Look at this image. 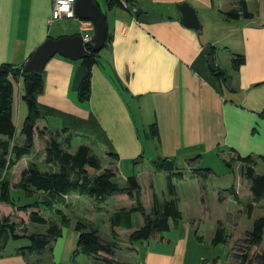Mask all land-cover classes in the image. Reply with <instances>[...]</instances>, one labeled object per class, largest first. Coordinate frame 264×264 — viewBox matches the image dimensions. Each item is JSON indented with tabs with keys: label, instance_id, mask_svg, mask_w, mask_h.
Returning <instances> with one entry per match:
<instances>
[{
	"label": "crops",
	"instance_id": "crops-1",
	"mask_svg": "<svg viewBox=\"0 0 264 264\" xmlns=\"http://www.w3.org/2000/svg\"><path fill=\"white\" fill-rule=\"evenodd\" d=\"M92 1L104 14L107 42L91 68L89 99L84 102L78 99L79 85L87 73L81 60L71 61L55 55L41 71L42 93L35 97L40 116L35 125L36 134L38 130H42V138L47 137L49 132L59 133L60 138L70 136V144H77V147L90 145L94 148L90 143L96 144L93 152L100 155L96 154L101 158L102 169H117L124 163L128 174L134 176L139 184L143 205L142 195H145V189L149 190V206H142L145 213H149L153 206V193L159 203L173 198L167 189L170 177L182 214L181 220L177 225L170 222L167 235L155 233L156 236L154 234L148 241L130 243L131 246L136 242L139 245L132 249L131 259L135 257V261L119 263H233L229 247L224 244L212 245V232L215 234L220 223V228L225 231L228 239L243 236L236 229L238 227L233 218L229 217V212H243L244 206L252 202L253 196L251 182L244 176L246 164L239 161L237 156L250 157L255 173L264 175V13H254L248 0L247 9L253 18L240 17L237 20H227L224 17L225 12L237 8L236 0L229 7L222 0H130L131 5L128 3L127 6L124 2L126 0H121L126 9H107V0ZM261 1L264 4V0ZM182 3L188 4L195 11L200 24L198 31L182 25L181 15L175 7ZM128 6H132V12H155L162 19L155 24H139L133 13L127 10ZM50 13L51 0H0V66L8 64L15 68L23 67L47 39L56 40L63 36L89 32V22L79 20L80 30L75 31V26L69 22L74 19L50 22ZM209 20L216 27L230 28L228 36L239 38L240 46L233 49V40H230V44L224 45L221 50L219 45L222 42L225 44L222 37L204 40L205 21ZM206 45L213 48L212 55L218 54L227 61L226 65L215 63L217 70L224 74L222 79L216 78L207 66L203 51ZM236 55L244 56V63L234 68L232 58ZM22 83V79L16 81V97L19 89L22 90ZM19 115L20 105L18 112V106L13 101L12 118L17 128ZM139 121L141 126L148 127V140L145 136V140L140 141L137 127ZM153 124L157 127L158 138L150 134ZM17 128L14 142L22 144L25 139L21 141V136L17 138ZM62 130L66 132L61 133ZM21 135L24 133L21 132ZM37 138L38 134L33 135V148L36 151L35 142L39 141ZM146 141L151 148L148 161L153 165L151 168L139 165L145 161L143 154ZM72 149L71 146L70 153H73ZM39 156L41 158L30 162L45 171L47 166L43 163L44 152L43 156ZM206 158L216 161L228 159L229 161H224L226 170L237 175L233 178L231 187L223 191L222 198L214 187L202 188L200 179L208 181L214 172L210 168L211 161L204 164ZM23 159L24 157L15 167ZM166 160L172 161L174 168L175 163L182 162L188 172L183 174L173 171L165 174L158 164ZM194 163L198 167L204 165L201 168L208 171H197L193 167ZM259 167H262L260 171ZM98 173L88 169L90 176ZM151 174L153 180L158 177L163 183L166 192L163 191L162 199L157 194ZM188 179L195 181L198 188L192 190V185H187ZM17 182L10 180V185ZM175 183H182L187 189L186 200L183 201L178 194ZM120 186L124 187L125 184ZM36 195L40 196L42 193ZM243 195L246 203L243 202ZM83 197L86 196L76 193L63 197L64 202L59 209L70 223L67 227H62V236L51 244L52 259L48 264L72 263L79 234L77 224L101 230L103 223L109 230L110 236L107 237L110 240L105 241L102 237V241L114 242L110 231V217L123 210L128 211L134 203L133 200L126 199L119 208L113 203L110 209L109 205L112 200L114 202V197L108 198L98 207L92 200L87 201ZM231 199L237 202L238 208L234 209ZM84 202L88 208L82 205ZM255 204L258 215L264 217V199L253 203V208ZM4 205L0 203V210ZM183 206H187V216L184 215ZM99 207L102 209L99 210ZM80 209L82 215L78 213ZM223 211L228 212L227 219L232 224L229 229L223 223ZM100 213L103 214L102 218ZM136 213L130 214L133 230L142 227L144 223L142 219V223L137 225L139 227H135L133 218ZM43 216L48 220L58 219L48 212H44ZM78 220L84 224L78 223ZM24 224L27 228L30 223L25 221ZM216 226L218 227L214 230ZM206 229L212 230L211 234ZM114 232L118 238L117 243L120 244L121 235H126L128 239L131 231L120 226L114 227ZM98 234L101 236V231ZM26 246L10 244L8 248L7 243L0 253V264H34L37 260L41 263L40 255L46 249L39 254L18 251ZM262 249L264 251L262 245L253 247L250 257ZM75 261L77 264L74 257Z\"/></svg>",
	"mask_w": 264,
	"mask_h": 264
},
{
	"label": "trees",
	"instance_id": "trees-1",
	"mask_svg": "<svg viewBox=\"0 0 264 264\" xmlns=\"http://www.w3.org/2000/svg\"><path fill=\"white\" fill-rule=\"evenodd\" d=\"M237 8L229 10L224 13L227 20H237L240 17L244 19H251L253 15L247 9L246 0H236ZM126 6L131 5L130 0L124 1ZM114 7L125 8L121 0H107V9ZM137 18L141 12H131ZM107 42V37L105 44ZM105 44L103 48L105 47ZM86 49L89 52V57L81 60V63L87 68V73L81 81L78 88V99L80 102L87 101L91 92V68L96 64V58L99 54L92 52V45L87 44ZM213 49V48H211ZM244 63V56L236 55L232 58L234 68L239 67ZM216 78L222 79L224 74L220 70L212 72ZM22 79L24 85V100L30 99L28 105V114L25 118V125L27 123L33 126L40 119L35 105V97L42 93L43 82L40 73H25L23 67L15 68L8 64L0 66V203L13 205L17 212L27 213L28 222L30 224H37L45 227L43 234H27L24 222L21 220L18 223L11 222L10 218L3 217L0 219V253L5 248L9 240L26 238L29 245L18 249L19 252L29 251L34 253H41L45 249L51 250V244L62 236V227H67L70 220L64 215L59 206L64 202V196L69 193H76L80 196H86L93 200L96 207L103 204L108 198L117 195H125L129 200H133L135 205L128 211H121L115 213L110 217V231L114 238V242L106 243L100 238L98 231L91 226L76 225L78 231L77 248L73 253L74 257L81 253L99 264H122L112 259L115 244L118 241L115 236L114 227H124L130 230L128 242L148 241L155 233L167 232L170 229V222L177 225L182 218L181 211L178 207V200L175 197V188L171 183L170 177L167 180V189L172 199L159 203L156 195L153 193V206L149 213L145 211L141 204L140 187L134 176L126 178L125 186L113 180L117 176V169H102L100 158L92 151L91 148L85 145H80L73 153H70L71 138L70 136L59 139V133H48V138L44 141V160L43 163L47 166V170L41 171L35 163L27 164L19 174V180L13 186L10 185V177L8 173L20 162V160L30 155L32 149V142L22 144L13 143L16 125L12 118V103L13 98L16 97L15 89L16 83L14 80ZM31 83V92L28 93L25 89V84ZM45 130V129H44ZM23 132V130H22ZM42 130H38V138H42ZM62 130L61 133H65ZM150 134L158 138L157 127L155 124L151 125ZM9 157V158H7ZM112 157V156H111ZM114 158H117L114 155ZM239 161L246 164L244 176L251 182V193L253 202L257 203L264 199V175L255 173L250 157L241 158L237 156ZM88 169L99 172L96 175L90 176ZM201 171H208L201 170ZM199 171V172H201ZM5 173L2 177V173ZM179 175V174H178ZM15 192H12V191ZM18 193L13 196L12 193ZM36 193H42L38 196ZM18 195V196H17ZM34 195H36L34 197ZM24 196L25 204H20V197ZM249 213L253 209L252 204L247 205ZM44 212H48L51 216L58 219H46L43 216ZM140 213L143 216V226L133 230V225L130 221L131 213ZM78 223L83 221L78 220ZM87 225V224H86ZM219 227L216 229L212 239V245L226 244L228 236L225 231ZM22 231L21 234L18 231ZM264 233V217H260L253 222L252 229L243 234L238 240L239 244L245 246L244 253L238 257V251H234L233 247L230 251L234 255L238 264H253L250 251L253 247L261 245ZM111 257L109 259H100V254ZM258 264H264V255L259 254L255 256ZM254 258V259H255ZM113 260V261H112Z\"/></svg>",
	"mask_w": 264,
	"mask_h": 264
},
{
	"label": "rangeland",
	"instance_id": "rangeland-1",
	"mask_svg": "<svg viewBox=\"0 0 264 264\" xmlns=\"http://www.w3.org/2000/svg\"><path fill=\"white\" fill-rule=\"evenodd\" d=\"M103 2V0H100ZM223 4L226 6V7H229V4L231 2H235V0H222ZM248 2H250V5H251V9L254 13H257L259 12L260 14H263L264 13V4L262 3L261 0H248ZM104 9V7H103ZM264 15V14H263ZM262 17H260L261 19ZM72 20V19H71ZM73 24V26H75V31H79L80 30V26H79V20H77L76 18L74 19V21H69ZM209 25H211V27H209ZM231 32V29L230 28H227V27H216L215 24L212 22V21H205V27H204V30H203V39L204 40H207V39H213V38H217V37H222L221 39L222 40H225V44H223V42L219 45L220 49L223 50L224 48V45H228V43L230 44V40H233V49L235 47H239L240 46V40L239 38L237 37H232V36H228L229 33ZM80 34V33H79ZM225 35V36H224ZM213 61L214 63H218V65H226L227 64V61L223 58H221L220 56H214L213 55ZM228 70V68H227ZM14 83H16V80H14ZM24 85L22 84V90L20 91L19 89V94L17 95L16 97V100H14L13 98V101H14V105L16 104V106H18V112H19V105H20V115H19V122H18V128H17V138H19L21 136V141H24L25 137L24 135H21V132L22 130L24 129L25 127V118L27 117V114H28V104H27V101L23 99V96H24ZM14 114H16V109L14 110ZM139 119V117H137ZM36 125V124H35ZM35 125H34V130H33V135H37L36 134V130H35ZM137 127H138V136L140 137V141L142 140H145V136L147 137L149 135L148 133V127L146 125L144 126H141L140 125V121L138 122L137 124ZM51 129H53L52 127H50ZM47 135V134H46ZM46 139L48 138V135L47 137H45ZM45 138H37L39 139V141L35 142V146H37V151L36 149H34V142H32V149H31V153L30 155L28 156H25L24 159L22 160V162L17 166L15 167L12 171H10V173H8L9 177H10V180H12L14 183L16 181H18L19 179V172L26 168L27 164L31 163L30 161L31 160H36L37 158H41V156H39L40 154H42L43 156V152H44V139ZM91 138V137H90ZM59 139H63V138H60V136L58 137V141H61ZM147 140H148V137H147ZM13 143H15L14 141L11 142L10 144L12 145ZM145 143V141L143 142V144ZM94 148H92L90 145L89 147L92 149V151H94V149H96V144L94 143H90ZM72 146V152H74L77 148V144L74 145L71 144ZM145 146V153L143 154L144 156V159L145 161L139 165L141 166H147L148 168H151V165L150 163H148L149 161V157H150V154H151V148H150V145L148 143V141H146V144L144 145ZM35 156V158H33V156ZM95 154H97L95 152ZM98 156H100L99 154H97ZM32 156V157H31ZM9 158V157H7ZM33 158V159H31ZM100 158V157H99ZM195 158V157H194ZM27 160H29V162H27ZM101 160V158H100ZM228 159H225V158H221L220 161H216L212 158H209V159H204V164H206L208 161H211L212 162V166L210 167L214 172H213V175L208 179V181H203V179H200V183L202 185V188H211V187H214V189H216L220 194H221V198L223 197V191L224 190H228L232 183H233V178L235 179V177L237 176L235 173H231V172H228L225 168V164H224V161H227ZM194 161V159H193ZM229 161V160H228ZM124 163L122 165L119 166V168H117V171H116V174L117 176L113 178V180L115 182H117L118 184H121V185H124L125 184V179L127 177H129L131 174H128V172L126 171V167H124ZM139 165H136V167H138ZM204 165H200L199 167L196 166V164L194 163L193 167L197 170V171H201L202 168ZM43 167V166H42ZM262 167H259L258 168V171L261 170ZM188 168L186 166H184L182 164V162H178V163H175V168H174V172H180V173H183V174H186L188 171ZM226 170V172H225ZM164 172V171H163ZM260 173V172H258ZM4 172L2 173V177L4 176ZM165 174H168L167 172H165ZM6 175V174H5ZM150 177L152 178V174L150 175ZM150 178V179H151ZM153 180V178L151 179ZM0 181H1V174H0ZM154 182V186L156 188V191H157V194L159 196V198L162 199V195H163V191H165V188L163 186V183L159 180V178L157 177V180H153ZM176 184V189H177V192L178 194H180V196L182 197V200H186V197H187V189L185 188V186L182 184V183H175ZM187 185H192V187H190L192 190H195L198 188V185L196 184V182H191L190 179H188V183ZM13 186V185H12ZM144 191V189H143ZM166 192V191H165ZM13 196H16V194H18L17 192L16 193H12ZM176 195V193H175ZM18 196V195H17ZM173 197V196H172ZM242 197V195H241ZM85 200H89L91 201L92 199H90L89 197H83ZM151 197L149 196V190L148 189H145V195L143 196L142 195V199L144 201V205H143V202H142V206H145L147 205V207L149 206V199ZM128 199L125 195H117V196H114V202L112 200V202L110 203L109 205V208L111 209V207H113V203L116 204V208H119V206H121L122 204H124L123 202ZM218 198L216 197V200ZM129 200V199H128ZM232 203H233V206H234V209L235 208H238V204L237 202L234 200V199H231ZM25 199H24V196L20 197V204H25ZM93 202V200H92ZM134 202V201H133ZM243 202L246 203V197L243 195ZM94 203V202H93ZM253 203L255 202H251L252 206H253ZM76 206H79L77 203H75ZM250 204V203H249ZM82 205L84 207H87V203H82ZM135 205V203H133V206ZM247 205L246 204L243 209V212L239 213L238 211L234 210V212H229V217H232L233 218V221L234 223L237 225L238 228H236L239 233H242L244 234L245 232L247 231H250L252 229V226H253V222L260 218L261 216L258 215V212H257V206L256 204L254 205V208L251 209V212L249 213V209H247ZM184 208V215L187 216L188 215V212H187V206H183ZM81 208V206H80ZM82 209H84L82 207ZM82 209H80L78 211V213L80 215H82ZM102 209L99 207V210ZM144 209V208H143ZM77 212H75L76 214ZM228 213V212H227ZM227 213H225L223 211V214H224V220H223V223L224 225H226V228L229 229V227H231V222L228 221L227 217ZM146 214V213H145ZM101 215V218L103 216L102 213H100ZM0 219L3 218V217H8L10 218L11 222H15V223H18L20 222L21 220L23 222L27 221L28 222V216H27V213H22V212H17L16 209H15V206L13 205H7L5 204L4 207L1 208L0 210ZM228 217V218H229ZM100 219V218H99ZM142 219H143V216L140 214V213H136L135 214V217L133 218V223L135 225V227H139L137 225H139L138 223H142ZM97 222V221H96ZM98 223H100L98 221ZM101 230L100 229H97L96 230L98 231V233L101 231V239L102 237L104 238L105 241H108L110 240V237L108 238L107 236H110L109 235V230H107L103 225V223L101 224ZM218 226H216L214 228V230L217 228ZM137 229V228H136ZM227 229V230H228ZM27 234L28 235H31V234H43L45 232V227L44 226H41V225H37V224H28L27 225ZM107 230V231H106ZM237 230H235L237 232ZM246 230V231H245ZM206 232H209L211 234V231L212 230H205ZM245 231V232H244ZM230 232H233V230H231ZM19 234L22 233V231H18ZM68 234H69V231H68ZM163 235H167L168 232H164L162 233ZM212 235H214V232H212ZM122 236V240H119L120 244H115V247H114V253H113V257L112 259L117 261V262H132V261H135V257H133L131 259V257L133 256V253H132V249L134 248H138V246L136 245V243L133 244V246H131V244L128 242V239H127V236L126 235H121ZM156 236V234L154 235ZM242 236H240L239 238H232V239H228L227 240V243L225 244L226 247H229V254H230V250L235 247V245L237 244L238 246L233 248V250L235 251H238L240 252L238 255V257H240V255L242 253H244V250H245V246L243 244H239L238 240L241 238ZM103 240V239H102ZM129 243V244H128ZM10 244H14L16 246H26L29 244V241L26 239V238H20V239H14V240H9L8 242V248L10 247ZM228 244V246H227ZM263 247H264V238H263V242L261 244ZM257 252V253H256ZM254 253V256H251L252 258V261H253V264H258V260H256L255 256H258L259 254L261 255H264V251L263 249L262 250H259V251H256ZM51 254V250L49 248H47L41 255H40V258H41V263L42 264H48L49 263V260L52 259V256L50 255ZM35 256V254H33ZM255 258V259H254ZM75 259L77 260V264H99V262H96V261H93L92 259L88 258L87 256L83 255V254H77L75 256ZM100 259L101 260H104V259H109L111 260V257L105 255L104 253H101L100 254ZM112 260V261H113ZM231 260L233 261H236V259L234 258V255H231ZM237 262V261H236ZM234 263V264H238V263ZM36 264H41L40 262H35ZM34 263V264H35ZM231 262H224V264H229ZM231 263V264H233ZM71 264H76V261L74 263H71Z\"/></svg>",
	"mask_w": 264,
	"mask_h": 264
},
{
	"label": "water",
	"instance_id": "water-1",
	"mask_svg": "<svg viewBox=\"0 0 264 264\" xmlns=\"http://www.w3.org/2000/svg\"><path fill=\"white\" fill-rule=\"evenodd\" d=\"M175 7L181 15L182 25L188 29L198 31L200 24L195 11L186 3L177 4ZM127 10L132 12V6H128ZM74 11L78 20L89 22L93 26L94 33L91 39L92 52H100L103 49L107 37V25L104 14L92 0H76ZM161 19V15L155 12L150 14L141 13L137 17V22L139 24L150 25L160 22ZM203 51L206 55L208 68L212 72L216 71L217 67L213 61L211 46H204ZM55 55L71 61H77L88 58L89 52L83 44L81 34L63 36L56 40L47 39L26 61L23 66V71L25 73H40L45 64ZM25 89L28 93L31 92L30 82L25 84ZM30 101V99L27 100L28 105ZM33 129L34 126L30 123H27L24 127L23 133L27 144L33 142ZM140 161L137 160V162ZM158 165L167 173L173 172L174 170V165L170 160H166L164 163H159Z\"/></svg>",
	"mask_w": 264,
	"mask_h": 264
},
{
	"label": "built area",
	"instance_id": "built-area-1",
	"mask_svg": "<svg viewBox=\"0 0 264 264\" xmlns=\"http://www.w3.org/2000/svg\"><path fill=\"white\" fill-rule=\"evenodd\" d=\"M76 0H51L50 22L60 19H75L74 5ZM85 46L91 44L93 36V26H90L89 32L81 34Z\"/></svg>",
	"mask_w": 264,
	"mask_h": 264
}]
</instances>
